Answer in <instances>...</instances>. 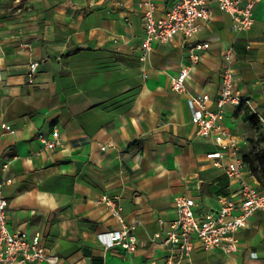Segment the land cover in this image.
<instances>
[{"label":"crops","instance_id":"obj_1","mask_svg":"<svg viewBox=\"0 0 264 264\" xmlns=\"http://www.w3.org/2000/svg\"><path fill=\"white\" fill-rule=\"evenodd\" d=\"M145 1L0 0V178L11 180L4 190L7 228L39 234L61 264H166L169 251L161 237L152 238L175 219V197L193 199L198 211L217 210L221 197L240 201L238 183L207 157L216 144L198 134L187 100L207 94L209 108L216 109L223 54L231 49L235 88L250 104L227 107L223 125L238 138L240 152L247 149L253 134L243 110L264 119V0L255 3L245 32L233 31L231 16L212 3L193 39L209 44L198 62L174 36L153 44L142 67ZM152 1L156 18L174 2ZM33 62L39 68L29 82ZM185 67L184 91L175 92L172 80ZM5 125L15 133L5 132ZM54 130L61 144L48 150L38 135L50 137ZM242 172L260 188L247 167ZM102 196L122 207L121 221ZM122 227L136 237V249H104L98 234ZM235 236L236 252L194 250L179 264H264V211Z\"/></svg>","mask_w":264,"mask_h":264},{"label":"built area","instance_id":"obj_2","mask_svg":"<svg viewBox=\"0 0 264 264\" xmlns=\"http://www.w3.org/2000/svg\"><path fill=\"white\" fill-rule=\"evenodd\" d=\"M261 0H174L171 7L161 17L156 18L155 5L152 0L141 4L145 8L143 13L144 39L139 61L145 63L155 43H167L174 36H181L192 63L201 59V53L209 47L207 42H194V36L199 31L202 21L211 16L210 5L228 13L231 18V29L235 32H245L253 25V7ZM224 66L220 72V88L214 103L216 109L212 111L208 104L211 98L207 94L189 96L187 100L191 122L198 127V134L211 138L216 144V150L207 157L213 165L224 168L229 179L239 185V202L230 197L218 199L219 208L214 211H198L196 203L188 197H175L173 200L175 219L170 222L166 231L155 234L152 242L161 237V245L169 251L166 264H179L194 250L213 252L221 250L231 254L238 249L235 234L247 227L250 218L259 211H264V184L260 188L251 186L243 177L244 164L238 138L223 125V118L227 107L249 105L250 101L235 88L231 71L233 61L232 50L227 49L223 54ZM39 64L33 62L28 67L29 82L32 81ZM189 67L172 80L171 89L183 92ZM142 76L146 72L142 69ZM257 116V115H256ZM258 117V116H257ZM264 127V119L259 118ZM3 130L14 134L10 126H3ZM40 143L48 150H53L61 144L59 133L54 130L50 137L38 135ZM104 149V148H103ZM11 183L10 179L0 178V264H30L45 262L47 264H61L60 259L51 254L42 244L39 234L29 236L25 232L11 233L7 228L5 187ZM110 213L121 221L122 207L107 196H102ZM162 224V221H160ZM98 241L104 249L120 247L125 252H131L137 247L136 237L125 227L121 230L108 231L98 234ZM252 257H256L252 254Z\"/></svg>","mask_w":264,"mask_h":264},{"label":"trees","instance_id":"obj_3","mask_svg":"<svg viewBox=\"0 0 264 264\" xmlns=\"http://www.w3.org/2000/svg\"><path fill=\"white\" fill-rule=\"evenodd\" d=\"M242 120L253 131V138L246 139L247 149L241 153L242 160L258 183L264 184V127L247 109L243 110Z\"/></svg>","mask_w":264,"mask_h":264},{"label":"rangeland","instance_id":"obj_4","mask_svg":"<svg viewBox=\"0 0 264 264\" xmlns=\"http://www.w3.org/2000/svg\"><path fill=\"white\" fill-rule=\"evenodd\" d=\"M251 131V130H250ZM252 132V134H253V131H251ZM252 138H253V135H252ZM248 139V138H247Z\"/></svg>","mask_w":264,"mask_h":264}]
</instances>
